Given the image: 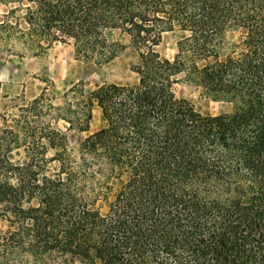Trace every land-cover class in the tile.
I'll return each instance as SVG.
<instances>
[{
	"label": "trees",
	"instance_id": "obj_1",
	"mask_svg": "<svg viewBox=\"0 0 264 264\" xmlns=\"http://www.w3.org/2000/svg\"><path fill=\"white\" fill-rule=\"evenodd\" d=\"M0 4V55L68 44L90 74L130 50L135 74L0 111V264H264V0Z\"/></svg>",
	"mask_w": 264,
	"mask_h": 264
},
{
	"label": "rangeland",
	"instance_id": "obj_2",
	"mask_svg": "<svg viewBox=\"0 0 264 264\" xmlns=\"http://www.w3.org/2000/svg\"><path fill=\"white\" fill-rule=\"evenodd\" d=\"M8 7L0 4V23ZM237 34L228 39L235 40ZM112 40L127 43V36H118L114 33ZM176 38L173 34H163L162 41L157 47L159 54L165 58H172L175 53ZM134 61L130 50L119 54L107 67L86 73L84 66L77 62L73 49L68 44H54L42 58L30 56L0 55V111L10 109L22 100L43 96L56 107L63 103V93L71 84L84 79L86 89H92L102 83L128 84L135 81V74L129 69ZM178 96L188 99L202 114H219L228 111V107L221 103L209 101L200 96L195 87L180 84L176 86ZM62 128V123L58 125ZM101 127L100 111L97 107L92 109V119L88 134L96 132ZM3 224L0 223V228Z\"/></svg>",
	"mask_w": 264,
	"mask_h": 264
}]
</instances>
